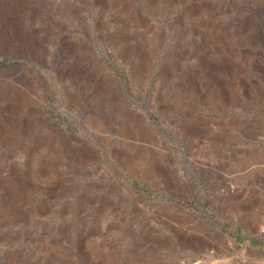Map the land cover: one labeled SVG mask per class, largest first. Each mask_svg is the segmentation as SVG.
Segmentation results:
<instances>
[{
  "label": "rangeland",
  "instance_id": "obj_1",
  "mask_svg": "<svg viewBox=\"0 0 264 264\" xmlns=\"http://www.w3.org/2000/svg\"><path fill=\"white\" fill-rule=\"evenodd\" d=\"M129 3L0 0V264H264V0Z\"/></svg>",
  "mask_w": 264,
  "mask_h": 264
},
{
  "label": "bare ground",
  "instance_id": "obj_2",
  "mask_svg": "<svg viewBox=\"0 0 264 264\" xmlns=\"http://www.w3.org/2000/svg\"><path fill=\"white\" fill-rule=\"evenodd\" d=\"M123 4H124V6H125V8H127V10L128 9H132V11L133 12H135V13H138V15H141L142 16V18L144 19V20H147L148 18H147V12L145 11V10H140V7H138L137 5H131L130 3H129V0H123ZM123 7V6H122ZM123 9V8H122ZM121 10V9H120ZM128 12V11H127ZM134 14V13H133ZM132 16V15H131ZM133 17H134V15H133ZM147 21H149V19L147 20ZM139 22V21H138ZM124 26H126V24L124 25ZM226 68V67H225ZM108 77L107 76H105L104 75V79H107ZM131 119L130 120H132L131 122L133 123V125H134V127L138 130V131H140L141 130V132H142V128H145V129H147V131H149V132H151L152 134H154V131H153V128H152V125L150 124V122L148 121V119H147V117L145 116V115H140V114H134L132 117H130ZM146 131V132H147ZM145 132V131H144ZM143 133V132H142ZM141 133V134H142ZM155 160V159H154ZM154 167V166H153ZM151 169H152V167H151ZM150 170V169H149ZM159 171V170H158ZM151 172V171H150ZM119 181V180H118ZM120 182V181H119ZM120 186L121 187H123V184L120 182ZM126 191H128L127 189H126Z\"/></svg>",
  "mask_w": 264,
  "mask_h": 264
},
{
  "label": "water",
  "instance_id": "obj_3",
  "mask_svg": "<svg viewBox=\"0 0 264 264\" xmlns=\"http://www.w3.org/2000/svg\"><path fill=\"white\" fill-rule=\"evenodd\" d=\"M121 264H155V261L151 257L140 258L133 254L128 259H122Z\"/></svg>",
  "mask_w": 264,
  "mask_h": 264
}]
</instances>
